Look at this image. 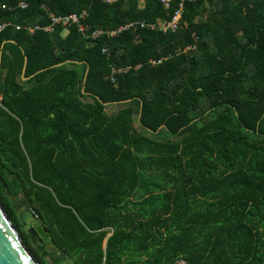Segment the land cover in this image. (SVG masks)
<instances>
[{
    "label": "trees",
    "instance_id": "1",
    "mask_svg": "<svg viewBox=\"0 0 264 264\" xmlns=\"http://www.w3.org/2000/svg\"><path fill=\"white\" fill-rule=\"evenodd\" d=\"M0 204L40 264L20 205L71 264H264V0H0Z\"/></svg>",
    "mask_w": 264,
    "mask_h": 264
},
{
    "label": "water",
    "instance_id": "2",
    "mask_svg": "<svg viewBox=\"0 0 264 264\" xmlns=\"http://www.w3.org/2000/svg\"><path fill=\"white\" fill-rule=\"evenodd\" d=\"M26 66V57H24V64L21 71L22 79H27L29 77H24ZM88 68L86 69L85 74L87 73ZM85 81V78H84ZM160 128V127H159ZM28 219V224L34 222L36 217L32 212H28L24 215L23 219ZM28 233L32 235L35 233L34 241L37 244L41 242H46L49 240V236L43 226L38 223L34 227L28 228ZM106 239H104L103 244L105 245ZM52 246V243L48 241L45 245L46 249H49ZM55 248V247H53ZM0 264H40L28 247L25 246L22 239L20 238L15 227L9 220L7 214L5 213L3 207L0 204Z\"/></svg>",
    "mask_w": 264,
    "mask_h": 264
},
{
    "label": "built area",
    "instance_id": "3",
    "mask_svg": "<svg viewBox=\"0 0 264 264\" xmlns=\"http://www.w3.org/2000/svg\"><path fill=\"white\" fill-rule=\"evenodd\" d=\"M103 1L112 2L113 0H103ZM158 1H161L165 7H168L169 0H158ZM19 6L23 8L26 6V4L24 2H20ZM43 8L46 11L48 18L50 20L49 24L47 26L42 27L43 30L51 31L57 25H60L61 27H63L64 32H67L68 28L70 26H73V25H75L77 27V29L81 32L84 30V26H83L81 20H83L87 16L86 10H82V11L77 12V13L73 12V13H70L67 15H56L52 11H50L46 6H43ZM180 17H181V13H180V11H177L170 21L129 22V23L125 24L124 26L118 27L116 30L96 28L90 33L89 37L91 39H95V38L100 37V36L112 37V36H115V34L117 32H119L123 29L133 27L134 25H139V27H141V28L160 29L163 31H166V30L174 31L178 26V21H179ZM35 28L36 29L40 28V26L36 25V26H34V29ZM189 48H191V46L186 47V49H189ZM106 51H107L106 47H103L101 50L102 53H105ZM155 62L156 61H151L152 64H154ZM157 62H160V60H158ZM126 70H127V67H125L124 69H118L117 71H126ZM112 80L114 81L113 78H112ZM175 264H187V263L183 259H180V260L176 261Z\"/></svg>",
    "mask_w": 264,
    "mask_h": 264
},
{
    "label": "rangeland",
    "instance_id": "4",
    "mask_svg": "<svg viewBox=\"0 0 264 264\" xmlns=\"http://www.w3.org/2000/svg\"><path fill=\"white\" fill-rule=\"evenodd\" d=\"M23 208H24V206H22V205H20L18 207H15L16 212L19 215V217L21 218V216H22V218H21L22 220H23L24 215L27 214V213L22 214V215L20 214L22 212ZM33 223L34 222H31L30 224H33ZM23 228H25L24 224H23ZM30 246L32 248L35 247V245L33 243H31ZM47 250L50 253L49 254L50 256L47 257L48 258V263L47 264H71V260H69L68 258L65 259L59 251L55 250V248L50 247Z\"/></svg>",
    "mask_w": 264,
    "mask_h": 264
},
{
    "label": "flooded vegetation",
    "instance_id": "5",
    "mask_svg": "<svg viewBox=\"0 0 264 264\" xmlns=\"http://www.w3.org/2000/svg\"><path fill=\"white\" fill-rule=\"evenodd\" d=\"M28 219L26 218V219H24V226L28 229V228H30V227H34L36 224H38L37 223V220L35 219V221H34V223L33 224H28ZM36 235H35V233H33L32 235H31V237H32V239L33 240H37V238L35 237ZM49 241V240H48ZM48 241H46V242H41L40 244H38V245H43L44 247H45V245H46V243L48 242Z\"/></svg>",
    "mask_w": 264,
    "mask_h": 264
}]
</instances>
